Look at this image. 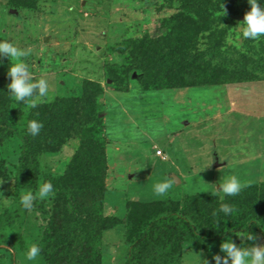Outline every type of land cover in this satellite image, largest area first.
<instances>
[{
	"label": "rangeland",
	"instance_id": "rangeland-1",
	"mask_svg": "<svg viewBox=\"0 0 264 264\" xmlns=\"http://www.w3.org/2000/svg\"><path fill=\"white\" fill-rule=\"evenodd\" d=\"M187 2L0 0V39L31 49L25 62L35 79L49 80L54 96L36 108L16 102L6 93L10 61L3 58L0 105L11 112L15 128L0 130V264H47L42 255L26 261L23 254L32 244L41 248L61 205L54 195L34 200L30 210L20 204L23 194L45 181L62 182L78 198L85 228L100 240V264H199V255L219 253L225 237L205 248L174 211L226 199L216 188L225 173L247 184L240 193L250 192L249 200L264 197L263 189L252 193L264 185V81L178 86L179 76L196 71L173 65L180 57L176 29L194 21ZM225 7L207 20L224 31L227 60L249 40L240 25L248 9L237 3L235 15ZM147 51L150 58L135 59ZM33 119L43 124L37 136L27 130ZM20 135L41 149L33 177L20 163ZM168 177L175 184L165 197L157 196L155 185ZM153 221H168L172 243L144 241L143 251H136V230ZM239 234L228 235L238 246L264 244V225L252 233L255 241Z\"/></svg>",
	"mask_w": 264,
	"mask_h": 264
},
{
	"label": "trees",
	"instance_id": "trees-1",
	"mask_svg": "<svg viewBox=\"0 0 264 264\" xmlns=\"http://www.w3.org/2000/svg\"><path fill=\"white\" fill-rule=\"evenodd\" d=\"M237 3L240 8L250 9L247 0H188L186 5L191 4L195 13L190 14L191 18L187 17L190 20L193 18L194 21L188 23L184 20L176 29L177 34L173 38L177 47L176 50L180 52V57L173 61V65L185 66L188 71L189 68H192L197 72H187V76L184 74L179 76L176 79L178 86L194 87L264 81V37L258 40H247V45L246 43L242 45L239 51L233 52L234 54L226 60L224 58L225 52L223 53L224 46L220 43L225 36L222 33L224 31L219 26L214 25L213 19L207 20V17L215 15L223 5L226 6L225 13L233 12L237 15L238 10L235 7ZM203 33L208 35L202 37L205 42L202 45L203 48L199 49L197 48V40ZM153 44L155 45V43ZM195 49L197 50L194 51ZM150 54L147 51L138 54L135 59L141 61L146 55L150 58ZM152 60L151 57V63ZM212 61L216 64L214 62L212 64ZM181 79H185V82L179 83ZM12 117L11 112L0 105V130L7 131L15 128ZM20 137L23 142L20 163H22L24 171L33 177L32 174L41 154V149L35 140L29 136L20 135ZM1 142L2 140H0ZM88 183L91 184L90 181ZM52 184L55 190L54 196L63 209L54 212L52 228L49 227L43 237L41 255L47 264H87L86 259L88 257L92 259L90 264H100L101 243L97 236L90 235L91 232L85 228L78 198L62 182L57 181ZM262 189L264 190V185L253 188L252 193L260 195ZM248 193L250 192L243 191L235 197H227L222 201L211 198L209 199L210 205L184 207L181 210L176 209L174 214L177 215V218L179 217L183 227L188 229L191 234L199 233V236L204 239L205 248L213 240L223 238L231 233L242 231L259 233L264 225V197L253 201L248 199ZM223 203L233 207V212L228 217H225L223 213H218V209ZM162 217L155 221L159 223L165 219L164 217L167 219V215ZM155 221L136 230L132 241L134 243L132 246L136 251H143L140 244L144 241L167 239L166 242L169 245L172 243L173 230L169 227L172 230L169 231L171 232L169 234V232H165L164 228L168 225V221L162 225H155L157 222L153 224ZM64 222L71 225L65 226L63 225ZM127 264H131L130 260Z\"/></svg>",
	"mask_w": 264,
	"mask_h": 264
},
{
	"label": "clouds",
	"instance_id": "clouds-1",
	"mask_svg": "<svg viewBox=\"0 0 264 264\" xmlns=\"http://www.w3.org/2000/svg\"><path fill=\"white\" fill-rule=\"evenodd\" d=\"M250 10L244 14L240 25L243 29L242 36L245 39L258 40L264 37V0H247ZM31 54V49H21L10 40L0 39V64H3V58L10 61L6 76L10 82L6 85V92L18 103H27L30 108H36L41 101H51L54 99L50 91V82L46 78L35 79L29 65L25 62ZM2 91V90H0ZM43 127V124L36 119L30 120L27 126L28 132L32 136H37ZM12 180V179H10ZM5 180H0L3 183ZM13 181V180H12ZM174 177H168L165 181L158 183L154 187L157 196L165 197L169 190L175 184ZM216 184L218 191L226 197L237 196L247 184L230 173H225L222 182ZM54 185L51 181H45L39 184L35 192H26L20 198V204L24 209H32L34 200L44 201L54 195ZM224 197H221L223 199ZM233 207L230 204L223 203L218 209V213H223L225 217L232 214ZM231 232V231H228ZM242 241H255L257 239L249 231H242L238 235ZM4 243V242H3ZM0 243V244H3ZM249 246H239L225 235V239L219 246V253L211 255V259L199 255V264H264V244L248 243ZM26 261H36L41 255V248L32 244L23 254Z\"/></svg>",
	"mask_w": 264,
	"mask_h": 264
},
{
	"label": "built area",
	"instance_id": "built-area-1",
	"mask_svg": "<svg viewBox=\"0 0 264 264\" xmlns=\"http://www.w3.org/2000/svg\"><path fill=\"white\" fill-rule=\"evenodd\" d=\"M159 158L164 159V154L161 151L157 152Z\"/></svg>",
	"mask_w": 264,
	"mask_h": 264
}]
</instances>
